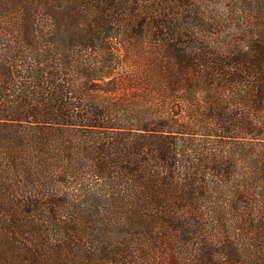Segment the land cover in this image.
Segmentation results:
<instances>
[{
    "label": "trees",
    "instance_id": "1",
    "mask_svg": "<svg viewBox=\"0 0 264 264\" xmlns=\"http://www.w3.org/2000/svg\"><path fill=\"white\" fill-rule=\"evenodd\" d=\"M0 264H264V0H0Z\"/></svg>",
    "mask_w": 264,
    "mask_h": 264
}]
</instances>
